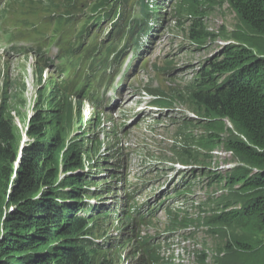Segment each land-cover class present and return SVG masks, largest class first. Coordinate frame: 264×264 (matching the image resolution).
Returning <instances> with one entry per match:
<instances>
[{
	"label": "trees",
	"instance_id": "1",
	"mask_svg": "<svg viewBox=\"0 0 264 264\" xmlns=\"http://www.w3.org/2000/svg\"><path fill=\"white\" fill-rule=\"evenodd\" d=\"M159 1L0 0L4 52L32 54L35 76L28 114L20 110L26 105L23 76L5 72L0 86V264H113L112 247L98 241L107 233L99 230L110 209L89 202L101 198L97 174L111 170L107 179L121 180L115 173H125L116 144L127 126L111 116L108 91L115 92L128 55L137 54L160 21ZM170 3L171 18L192 17L188 37L195 43L212 36L203 23L204 8L227 3L239 20V41L206 60L182 90L150 84L143 89L159 108L189 98L209 132L199 138L200 149L213 150L219 133L230 136L226 148L246 167L236 168L225 181L245 200L239 209L227 204L216 216L244 233L230 239L229 247L241 253L238 264H264V0ZM52 44L57 48L53 58ZM85 103L92 113L83 123ZM190 133L183 121L177 135ZM102 148L112 153H99ZM173 149L177 155L188 152ZM216 216H205L204 222ZM128 219L118 238H135L125 252L128 264H155V246L147 237L137 238L138 225L151 221L141 215Z\"/></svg>",
	"mask_w": 264,
	"mask_h": 264
},
{
	"label": "rangeland",
	"instance_id": "2",
	"mask_svg": "<svg viewBox=\"0 0 264 264\" xmlns=\"http://www.w3.org/2000/svg\"><path fill=\"white\" fill-rule=\"evenodd\" d=\"M159 3L161 19L156 23L158 30L154 32V39L151 42L145 39L137 54L127 57L123 81L115 92L111 89L108 92L110 102L114 103V119L119 126H127L116 144L117 156L125 166L122 171L126 174L115 173L123 177L121 180L115 177L107 179L112 174L111 170L97 174L100 180L98 189L102 190L100 195L103 199L92 198L90 204L101 203L102 200L105 208L110 209L102 221L105 227L99 230H106L107 233L103 238L99 237L98 241L102 246L112 247L110 255L113 264H128L130 257L125 252L129 251L134 242L124 237L119 242L122 244L115 246L118 242L113 239L119 238L123 223L129 220V216H134L132 210L139 208L141 203L154 207L153 213L159 206L171 205L165 211H160V208L157 217L172 220L186 218L190 221L186 222L185 227L191 229V235H198L190 239L191 246L177 245L175 259L182 256L184 264H238L241 253L229 247L230 239L244 233L216 216L227 210L224 208L227 204H232L229 209H239L245 200L237 186L231 187L225 181L226 176L236 168L246 167L226 148L230 136L219 133V140L215 142L213 150L200 149L199 138L209 135V132L203 124L204 119L194 113L189 98L175 99L167 108L150 109L145 104L152 97L141 89L150 84L167 91L170 88L182 90L195 73L201 71L200 67L206 60L215 59L225 44L239 41L237 36H240V23L227 3L206 7L203 23L212 36L201 43H195L188 37L192 17H183L177 21L170 17L171 3L168 0H160ZM2 43L0 39V86L5 72L17 77L23 76L26 105L20 110L22 113H31V103L35 98L34 57L32 54L27 57L9 56L5 54L3 48L6 45ZM238 46L247 50L242 42ZM56 52L57 48L52 44L49 56L53 58ZM254 55L257 56L256 53ZM223 77L218 84L223 82ZM110 102L107 103L108 107L111 106ZM91 113V105L84 104L83 121ZM183 121L191 135H177ZM16 122L19 123L17 117ZM19 125L22 126L21 123ZM174 145L188 152L177 155ZM99 153L109 156L112 151L102 148ZM108 160L111 158L108 157ZM107 189L108 192H105ZM162 201L164 203L161 204ZM205 216L216 217L205 223ZM137 252L134 251L136 255Z\"/></svg>",
	"mask_w": 264,
	"mask_h": 264
},
{
	"label": "built area",
	"instance_id": "3",
	"mask_svg": "<svg viewBox=\"0 0 264 264\" xmlns=\"http://www.w3.org/2000/svg\"><path fill=\"white\" fill-rule=\"evenodd\" d=\"M189 229L186 233L176 232L174 235L167 238V245H164L162 248V254L165 256L166 259L170 260V264H184V258L182 256H179L177 259H175V254L178 251V246L186 247L191 246L192 242L190 239L195 238L198 235H191L189 233ZM164 242V240H163Z\"/></svg>",
	"mask_w": 264,
	"mask_h": 264
},
{
	"label": "bare ground",
	"instance_id": "4",
	"mask_svg": "<svg viewBox=\"0 0 264 264\" xmlns=\"http://www.w3.org/2000/svg\"><path fill=\"white\" fill-rule=\"evenodd\" d=\"M168 1H170V0H168ZM159 22V21H158ZM158 30V28H157V26L153 29V31H152V33L150 34V36L148 37V39H150L149 40V42L151 41V39H152V37L154 36V32H156ZM120 85V84H119ZM144 87V86H143ZM117 89V88H116ZM142 90V92H144V89L142 88L141 89ZM116 91V90H115ZM113 102H110V105L113 107ZM113 109L111 110V116L113 115ZM91 117V114L89 115V117L88 118H86L84 121H83V123L86 121V120H88L89 118ZM179 206H182V204L181 205H179ZM163 208H165V207H162L161 209H160V211L163 209ZM177 208H180V207H177ZM173 210H175V209H173Z\"/></svg>",
	"mask_w": 264,
	"mask_h": 264
},
{
	"label": "water",
	"instance_id": "5",
	"mask_svg": "<svg viewBox=\"0 0 264 264\" xmlns=\"http://www.w3.org/2000/svg\"><path fill=\"white\" fill-rule=\"evenodd\" d=\"M26 141V137L23 136L22 142H21V147L23 146L24 142Z\"/></svg>",
	"mask_w": 264,
	"mask_h": 264
}]
</instances>
